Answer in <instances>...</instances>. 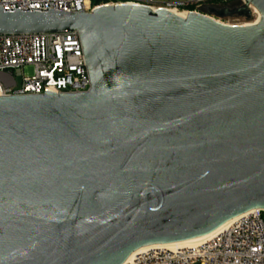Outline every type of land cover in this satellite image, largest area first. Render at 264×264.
I'll return each instance as SVG.
<instances>
[{
    "label": "water",
    "instance_id": "obj_1",
    "mask_svg": "<svg viewBox=\"0 0 264 264\" xmlns=\"http://www.w3.org/2000/svg\"><path fill=\"white\" fill-rule=\"evenodd\" d=\"M251 7L0 6V35L77 32L91 82L0 96V264H124L264 210V0L211 12Z\"/></svg>",
    "mask_w": 264,
    "mask_h": 264
},
{
    "label": "built area",
    "instance_id": "obj_2",
    "mask_svg": "<svg viewBox=\"0 0 264 264\" xmlns=\"http://www.w3.org/2000/svg\"><path fill=\"white\" fill-rule=\"evenodd\" d=\"M213 1L220 0H0V6L20 11L51 9L88 14L104 6H139L154 12L177 10L189 15L202 14L203 6ZM244 3L242 0L241 5ZM217 22L234 27L255 24L257 20ZM90 87L77 32L0 35L2 96H38L47 91L57 95L79 94L88 92ZM124 264H264V210L253 209L240 215L203 241L187 247L147 249Z\"/></svg>",
    "mask_w": 264,
    "mask_h": 264
},
{
    "label": "rangeland",
    "instance_id": "obj_3",
    "mask_svg": "<svg viewBox=\"0 0 264 264\" xmlns=\"http://www.w3.org/2000/svg\"><path fill=\"white\" fill-rule=\"evenodd\" d=\"M242 0H228L227 2L225 0H220V1H213V2H207L203 6V11L202 14L206 16L212 17V20L214 19L216 22L221 21V22H232L233 23H254L258 16L251 14L250 17H246L244 15H231L227 17H218L216 14L211 12V9H222L223 7L227 6H232V7H237L240 8ZM238 20V21H236ZM17 82L20 83V79H17Z\"/></svg>",
    "mask_w": 264,
    "mask_h": 264
},
{
    "label": "bare ground",
    "instance_id": "obj_4",
    "mask_svg": "<svg viewBox=\"0 0 264 264\" xmlns=\"http://www.w3.org/2000/svg\"><path fill=\"white\" fill-rule=\"evenodd\" d=\"M252 11H253V14H257L258 18L260 16L259 12L257 11V9L253 8L252 7ZM172 14L174 15H177V16H181L183 18H186L188 15H186L185 13H182V12H179L177 10H171L170 11ZM210 18V17H208ZM258 18H257V21H258ZM212 19V18H210ZM218 23V22H217ZM221 24V23H219ZM0 96H2V93L0 91ZM239 217V216H238ZM238 217H235L231 220H229L228 222H226L225 224H223L222 226H220L218 229H216L215 231L207 234V235H204V236H201V237H197V238H194V239H190V240H186V241H182V242H176V243H169V244H152V245H147V246H144V247H141L140 249L136 250L135 252H133L131 254V256L127 259V261H130L134 255H136L137 253L139 252H142V251H145L147 249H151V248H159V247H162V248H175V247H187L189 245H192L194 243H197L199 241H203L207 238H210L212 237L213 235H215L217 232H219L220 230H222L224 227L228 226L230 223H232L236 218Z\"/></svg>",
    "mask_w": 264,
    "mask_h": 264
},
{
    "label": "flooded vegetation",
    "instance_id": "obj_5",
    "mask_svg": "<svg viewBox=\"0 0 264 264\" xmlns=\"http://www.w3.org/2000/svg\"><path fill=\"white\" fill-rule=\"evenodd\" d=\"M223 8H225V7H223ZM226 8H228L229 10L238 9L237 7H232V6H227Z\"/></svg>",
    "mask_w": 264,
    "mask_h": 264
}]
</instances>
